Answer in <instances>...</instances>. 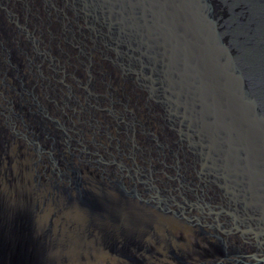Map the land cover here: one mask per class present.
<instances>
[{"label": "water", "instance_id": "1", "mask_svg": "<svg viewBox=\"0 0 264 264\" xmlns=\"http://www.w3.org/2000/svg\"><path fill=\"white\" fill-rule=\"evenodd\" d=\"M0 264H264V0H0Z\"/></svg>", "mask_w": 264, "mask_h": 264}]
</instances>
